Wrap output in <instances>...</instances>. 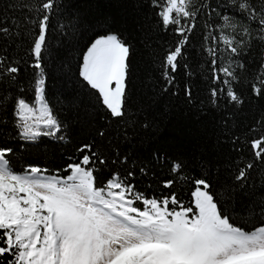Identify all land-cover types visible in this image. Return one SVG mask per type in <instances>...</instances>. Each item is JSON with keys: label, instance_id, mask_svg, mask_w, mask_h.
Wrapping results in <instances>:
<instances>
[{"label": "trees", "instance_id": "16d2710c", "mask_svg": "<svg viewBox=\"0 0 264 264\" xmlns=\"http://www.w3.org/2000/svg\"><path fill=\"white\" fill-rule=\"evenodd\" d=\"M42 2L0 0V26L10 30L0 33V58L20 68L15 80L0 77V146L12 147L13 170L23 173L32 165L46 170L45 175L66 177L67 165L79 162L84 154L78 151L80 146L91 144L106 161L94 165L98 186L114 172L121 177L131 172L128 182L137 192L149 198L174 192L191 206L192 181L204 178L231 222L245 230L259 226L264 221V161L255 160L247 143L264 131V123H258L264 120V97L249 91L258 65L264 62L258 25L239 14L229 0H193V7L200 9L196 27L169 85L162 61L179 37L174 26L164 29L151 0H56L42 66L46 100L62 127L56 137L41 136L31 142L20 138L13 112L16 98L22 96L29 103L35 100L37 70L31 67L30 49L36 34L33 22L40 16ZM252 3L257 9L264 6V0ZM204 4L207 7H201ZM213 8L216 11L209 15ZM223 15L233 17L235 31L217 29L224 24ZM244 27L252 32L251 38L242 35ZM221 30L246 42L238 55L231 54L222 42L215 45L217 66L231 64L235 69L237 80L232 87L244 101L240 105L229 102L226 93L212 103L211 89L222 85L212 82V57L207 49L213 46L209 33L218 38ZM108 31L120 34L131 46L121 118H113L98 93L78 75L83 51L97 34ZM241 63L243 69L238 67ZM176 162L182 167L174 173ZM248 162L254 167L247 170L243 181L236 180L238 169ZM167 180L174 181L171 188L164 187ZM9 259L0 257V264Z\"/></svg>", "mask_w": 264, "mask_h": 264}, {"label": "snow or ice", "instance_id": "6c2138e0", "mask_svg": "<svg viewBox=\"0 0 264 264\" xmlns=\"http://www.w3.org/2000/svg\"><path fill=\"white\" fill-rule=\"evenodd\" d=\"M229 2L244 18L258 25V39L264 41V6L257 9L252 0ZM151 3L158 9L156 15L164 29L174 26L173 31L179 37L162 61L163 77L170 85L174 80L171 73L177 71L200 9L193 7V0H151ZM55 7L56 0H43L38 9L40 16L33 22L36 34L30 52L34 61L31 67L37 70L35 100L29 103L21 96L14 101L13 115L19 136L31 142L41 136L56 137L62 127L46 100L42 66L49 20ZM214 11L211 9L209 15ZM221 19L224 24L217 25V29L235 31L233 17L223 15ZM9 31L0 26V33ZM209 35L213 43L207 49L212 57V82L222 85L211 89L212 103L215 105L217 98L226 93L229 102L243 104L232 87L237 80L235 69L231 64L217 66L215 45L222 42L231 54L238 55L246 42L222 30L218 38ZM242 35L251 38L252 32L244 27ZM130 51L131 46L120 34L111 31L97 34L83 51L78 68L79 77L98 93L113 118L125 114ZM15 63L0 58V77L15 80L20 72ZM238 67L243 69L245 65L241 63ZM249 91L256 97H264V62L258 65ZM187 95L191 96L190 90ZM247 143L255 160L264 161V131ZM78 151L84 153L79 162L69 163L65 169L69 174L60 177L42 175L46 170L32 165L23 173L14 171L9 159L12 147L0 146V257H11L7 264H264V221L252 230L236 226L222 213L207 179L192 181L195 187L191 206L180 201L174 192L149 198L128 182V177L133 176L131 172L127 177L114 172L106 183L98 186L94 165L106 161L93 151L91 144L81 145ZM181 167V163H174L172 172ZM253 167L254 163L248 162L238 169L235 179L243 181L247 170ZM173 183L167 180L164 187L171 188Z\"/></svg>", "mask_w": 264, "mask_h": 264}, {"label": "rangeland", "instance_id": "374dc122", "mask_svg": "<svg viewBox=\"0 0 264 264\" xmlns=\"http://www.w3.org/2000/svg\"><path fill=\"white\" fill-rule=\"evenodd\" d=\"M42 175H45V174L42 173ZM45 176H48V175H45Z\"/></svg>", "mask_w": 264, "mask_h": 264}]
</instances>
